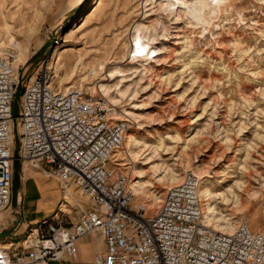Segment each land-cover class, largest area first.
<instances>
[{
  "label": "rangeland",
  "instance_id": "1",
  "mask_svg": "<svg viewBox=\"0 0 264 264\" xmlns=\"http://www.w3.org/2000/svg\"><path fill=\"white\" fill-rule=\"evenodd\" d=\"M80 1L0 0V56H9L20 74L68 13L56 33L59 44L47 46L32 76L47 67L62 90L76 86L100 94L97 85L103 84L123 91L118 118L129 121L128 134L146 143L141 157L159 164L155 180L168 172L182 178L199 168L213 193L207 204L219 217L233 230L245 220L251 230L264 231V0H222L197 24L185 19L181 5L167 16L143 0H87L85 7L77 5ZM139 23L146 29L136 32ZM55 46L68 49L61 57L63 68L48 65ZM18 52L26 58L23 66ZM114 157L130 176L132 157L122 148ZM155 180L147 191L162 200L171 186ZM20 181L52 190L53 212L47 215L60 207L63 226L90 207L74 186H61L28 161ZM141 200L150 206L149 198L135 195V202ZM10 216L0 214V232L19 219ZM10 235L0 237V249L9 248ZM91 236L100 235L85 237Z\"/></svg>",
  "mask_w": 264,
  "mask_h": 264
},
{
  "label": "built area",
  "instance_id": "2",
  "mask_svg": "<svg viewBox=\"0 0 264 264\" xmlns=\"http://www.w3.org/2000/svg\"><path fill=\"white\" fill-rule=\"evenodd\" d=\"M19 77L10 57L0 56V211L11 202V107ZM118 111L81 87L61 92L47 67L23 84L16 118L21 166L28 161L61 186H74L90 207L69 227L58 221L60 207L43 217L36 232L0 250V264L75 257L78 241L97 233L103 250L94 264H264V231L251 230L245 220L229 234L204 224L200 181L191 171L166 190L157 207L135 202L132 180L121 169L126 165L114 157L129 127L127 119H116Z\"/></svg>",
  "mask_w": 264,
  "mask_h": 264
},
{
  "label": "bare ground",
  "instance_id": "3",
  "mask_svg": "<svg viewBox=\"0 0 264 264\" xmlns=\"http://www.w3.org/2000/svg\"><path fill=\"white\" fill-rule=\"evenodd\" d=\"M86 1L87 0H81L77 5H80L81 7H83L84 5L86 6V4H87ZM85 2H86V4H85ZM143 2L145 5H153L154 4L153 7H155L156 10L159 11V13L160 12L164 13L167 16L174 14V8L176 7V5H181L184 8V9L182 8L183 9L182 12H184V16L187 17L185 19H188L189 23H192V24H197L203 18L202 15L204 13H207V14L212 13L215 9L219 8L221 3H223L222 0H189V1L188 0H143ZM68 15H69L68 13H65L64 16L62 17V19L59 22H57V24L53 27L52 32H51V36L49 38V43L53 42V43L59 44V42H56V39H57L56 33L62 27V25L66 23V19L68 18ZM77 21H78V19H77ZM81 21H82L81 25H83L86 22V19H84V16L81 19ZM142 29H146V27L143 26L141 23L136 24L134 27V30L136 32H138ZM10 42H13L14 46L17 49H19V43L15 39L11 38ZM39 51H40V48L37 52H35L33 54V56L37 55L36 59L29 58L27 62H25L26 58L21 57L20 52L17 53L18 55L16 57L21 61L22 66L25 62V65L22 67V68H24V71H22L20 73V77H23V79H24L23 84L32 78L33 66H34L35 61L39 58V55H40V54H38ZM67 51H68V49H66V48H60V47L55 46L54 50L51 52V54L48 57V61H49L48 65H50L51 68H53L55 65L56 66L59 65L60 68L61 67L63 68L64 64L61 65V63H62L61 57ZM29 63H30V65H28ZM16 66H17V64H16ZM14 68L18 70V67H14ZM110 75H111V72H110V74H108V76H110ZM18 84H20L19 79H18ZM23 84H22V86H23ZM65 84H69V83L67 82ZM70 87H73V86H70ZM70 87L64 88L63 90L60 89V91L65 92ZM97 89L99 90L100 94L106 99V101L115 107L120 104V101L124 97V92L121 91L120 89H118L117 87L111 88V87H107L106 85H103V84H98ZM20 98H21V94H20ZM19 105H20V99H19V103H18V113H19ZM124 111H125V109H124ZM125 113L129 114L126 111H125ZM115 117L118 120H124V119L118 118L119 115L117 114V112H115ZM14 122H15V124H14ZM17 123H18L17 119H14L12 122L11 140H12V144H13V149H14V138H15L14 133L16 132V134L18 136V132H19L18 127H17ZM18 141H19V138H18ZM146 146L147 145L144 142L143 138H141V137L139 138V137L135 136L134 134H128L126 131L120 148H122V150L125 149L126 153L129 154L134 161V164L129 169V173L133 176V180L131 182V185H132V189H133L134 194L136 196H142V198H149L150 199V202H149L150 206H154V207H150L149 205L148 206L150 208H155L160 204V201H161L160 197L157 196L158 195L157 193L156 194H154V192L149 193L147 190L150 189V187L151 188L154 187L152 180H155V178H156L155 173L158 172V170L160 169V166L158 163L152 162L151 158L146 156V155L141 157L142 156V150L147 148ZM116 151H118V149ZM139 157H141V158H139ZM139 163L142 164V167H140V168H139V166H137ZM194 175L200 181L199 187H198V196L200 199V206L202 205L201 206L202 218L205 219V223L212 226L214 228V230H216V231H220V232L226 233V234L231 233L233 231V226L229 223V221L225 220L224 218L219 217L218 214L215 212L214 208H212L211 206H209V204H207L208 201L211 198H213V193L211 192L210 187L208 185H205L201 181L202 180V177H201L202 173H201L199 168H197L195 170ZM181 179H183V177L181 178L179 175L175 174L174 172H168V173H165L164 175H162V177H157V179L155 181L162 184L163 186L165 185L166 187H168V186H173V185H177V184L181 183ZM20 193H21V188L17 192L16 201L10 202L8 207L3 212H0V214H5V215L7 214L8 216L11 214L10 218H12V219L19 216L18 211H19V204H20V200H21ZM67 194H68V192H67ZM203 198L206 199V204L203 203ZM201 201H202V203H201ZM156 204H158V205L155 206ZM2 221H4V220L0 218V223ZM222 223H224L225 225H222ZM208 225H206V226H208ZM0 233H3V232H0Z\"/></svg>",
  "mask_w": 264,
  "mask_h": 264
},
{
  "label": "crops",
  "instance_id": "4",
  "mask_svg": "<svg viewBox=\"0 0 264 264\" xmlns=\"http://www.w3.org/2000/svg\"><path fill=\"white\" fill-rule=\"evenodd\" d=\"M21 188L20 201L22 202L19 210L22 214V219L8 237L12 240V243L23 240L31 229L36 232L38 222L43 217L48 216V212H53V210L50 211L49 209L54 197L52 190H47V187L44 188L36 182L34 187L24 186L22 183ZM101 246L103 250L100 236L98 238L94 236L84 237L77 243V255L75 257H66L61 261H49L47 264H94L93 257L95 254L102 252V250L99 251Z\"/></svg>",
  "mask_w": 264,
  "mask_h": 264
},
{
  "label": "water",
  "instance_id": "5",
  "mask_svg": "<svg viewBox=\"0 0 264 264\" xmlns=\"http://www.w3.org/2000/svg\"><path fill=\"white\" fill-rule=\"evenodd\" d=\"M51 43H47L44 47H42L39 51L38 54H42V52L47 48V46H51ZM39 55V58H40ZM37 55L33 57V59H36ZM38 58V59H39ZM37 59V60H38ZM36 60V61H37ZM35 61V63H36ZM34 63V64H35ZM23 77L19 78L20 84L17 85L16 92L14 95L12 107H11V114L13 117V120L18 117V103L20 99V94H21V89H22V84H23ZM15 124V122H14ZM14 149H13V177H12V193H11V202H15L17 199V192L21 188V181H20V176H21V163L18 158V151H19V141H18V136L16 132L14 133ZM19 213V219L13 224V226L6 232L0 233V237H7L12 233V231L17 227V225L21 222L22 219V214L20 213V210L18 211Z\"/></svg>",
  "mask_w": 264,
  "mask_h": 264
}]
</instances>
